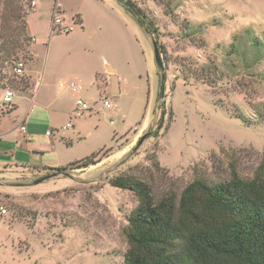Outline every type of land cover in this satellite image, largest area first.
Instances as JSON below:
<instances>
[{
    "label": "rangeland",
    "instance_id": "rangeland-1",
    "mask_svg": "<svg viewBox=\"0 0 264 264\" xmlns=\"http://www.w3.org/2000/svg\"><path fill=\"white\" fill-rule=\"evenodd\" d=\"M60 1L74 25L69 33L51 31L55 0H40L30 16L35 0H0V203L9 208L0 217V264H125L138 197L111 178L147 181L160 198L196 177L225 180L232 165L251 178L264 163V0ZM128 1L148 15L156 37ZM76 12L85 28L74 24ZM6 39L19 41L16 53L6 51ZM105 58L124 80L118 101L108 94L112 108L89 76L107 68ZM18 60L35 77L48 62L56 88L45 98L56 93L74 108L76 82L94 107L74 120L72 145L46 163L67 166L101 151L98 162L64 172L27 168L38 160L17 146L16 126L30 104L18 93L19 108L8 116L3 101L5 88L29 86L26 72H14Z\"/></svg>",
    "mask_w": 264,
    "mask_h": 264
},
{
    "label": "trees",
    "instance_id": "trees-1",
    "mask_svg": "<svg viewBox=\"0 0 264 264\" xmlns=\"http://www.w3.org/2000/svg\"><path fill=\"white\" fill-rule=\"evenodd\" d=\"M127 5L156 37L158 30L148 15L130 1ZM5 44L9 55L20 45L17 39H6ZM163 122L164 115L160 125ZM100 153L51 170L94 164ZM109 183L131 189L138 197L125 230L129 244L125 264H264L263 162L251 178L232 165L225 180L196 177L180 194L169 190L160 198L147 181L131 175L111 178Z\"/></svg>",
    "mask_w": 264,
    "mask_h": 264
},
{
    "label": "crops",
    "instance_id": "crops-1",
    "mask_svg": "<svg viewBox=\"0 0 264 264\" xmlns=\"http://www.w3.org/2000/svg\"><path fill=\"white\" fill-rule=\"evenodd\" d=\"M39 3L40 0L35 1V6L29 16L32 13L36 12V7L39 5ZM57 4L60 6L63 17L66 19L67 11L65 8H62L64 5L60 0H55L53 11ZM75 14L80 15L81 21L79 25L81 28H85L86 20L83 14L79 12H76ZM31 33L34 37V40H36V36L33 30H31ZM47 63L48 62L43 65V68L41 69L37 77H35L32 68L27 66L26 64L25 72L29 78V86L23 91H16V95L20 93L21 99H26L30 104V108L25 114L22 115L18 113V116L20 117V127L19 125H17L16 129H18L21 134L20 139L17 141V146L24 147L27 151L30 152L31 162H33L34 160H38L34 161V165H30L27 168H32L39 171L64 167L48 165V163H46L45 161V158L49 154H53L56 156L59 151L64 150V145L71 146L73 142L71 137H69L68 131L70 128H75L74 120L83 118L86 116V114L92 113V111L94 110L93 107L92 110L85 112L83 116H76L75 109L77 99L75 100L74 108L71 107L70 109L69 107L64 106V104L59 101L56 93L54 95L51 94L49 97L45 98V94L47 91L52 93L56 88L55 81L47 79ZM104 65L107 66L106 69L102 66H95L91 69L89 76L92 80V85L97 87L100 93H102V96L107 95L109 97L110 95L116 98L115 101H118V99L124 92V80L118 74L116 68L106 58L104 59ZM78 85L81 86V88L78 90L72 89L70 85L69 87L75 93L79 94V96H82L91 105L89 100H87L80 93L82 90V85ZM14 104V107L7 111L8 116L14 111L18 110V103ZM71 111L72 114L70 113ZM2 117H5V115H2ZM69 123L72 124L69 125ZM22 125L26 127L25 130L21 129ZM49 129H51L52 131V134L50 135L47 134V131ZM77 133L78 137L81 136V132L78 131Z\"/></svg>",
    "mask_w": 264,
    "mask_h": 264
},
{
    "label": "built area",
    "instance_id": "built-area-1",
    "mask_svg": "<svg viewBox=\"0 0 264 264\" xmlns=\"http://www.w3.org/2000/svg\"><path fill=\"white\" fill-rule=\"evenodd\" d=\"M36 1V0H35ZM74 20V19H73ZM74 24H79V22H75ZM74 29L73 24H68L66 22V19L62 15V11L60 9V6L57 4L53 11V17H52V24H51V31L52 32H62V33H69ZM14 72L17 76L23 75L25 72V63L22 60H18L14 62ZM70 87L74 90H78L81 88L80 85L72 82L70 84ZM16 95V90L12 87H7L4 89V96L3 101L4 104H6L8 107V110L12 109L14 107V101L13 98ZM104 106L106 108H112L114 106V100L109 98L107 95L104 97ZM93 109V106H91L82 96H79L76 100V109H75V115L76 116H83L85 112L90 111ZM111 123L114 124L115 121L111 120ZM72 123H69L71 125ZM25 126L22 125L21 129L25 130ZM47 134H52L51 129L47 131ZM9 213V208L3 204L0 203V217H6V215Z\"/></svg>",
    "mask_w": 264,
    "mask_h": 264
},
{
    "label": "water",
    "instance_id": "water-1",
    "mask_svg": "<svg viewBox=\"0 0 264 264\" xmlns=\"http://www.w3.org/2000/svg\"><path fill=\"white\" fill-rule=\"evenodd\" d=\"M117 1H119L122 4H125L126 3V0H117ZM154 52H155V59H156V63L158 64V67L161 70H163L164 69V64H163L162 57H161V52H160V49H159V46L157 45V43H154ZM144 138L145 137H142V139L140 140L139 143H142V141L144 140ZM45 178L46 177L41 178L38 182L42 181Z\"/></svg>",
    "mask_w": 264,
    "mask_h": 264
}]
</instances>
